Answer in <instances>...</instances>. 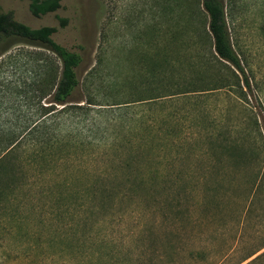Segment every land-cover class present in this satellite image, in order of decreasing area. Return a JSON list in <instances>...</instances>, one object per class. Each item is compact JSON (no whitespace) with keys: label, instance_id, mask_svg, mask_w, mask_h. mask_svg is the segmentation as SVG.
<instances>
[{"label":"rangeland","instance_id":"1","mask_svg":"<svg viewBox=\"0 0 264 264\" xmlns=\"http://www.w3.org/2000/svg\"><path fill=\"white\" fill-rule=\"evenodd\" d=\"M221 1L249 88L194 0H0L81 57L47 117L39 49L0 57V264H264V0Z\"/></svg>","mask_w":264,"mask_h":264},{"label":"trees","instance_id":"2","mask_svg":"<svg viewBox=\"0 0 264 264\" xmlns=\"http://www.w3.org/2000/svg\"><path fill=\"white\" fill-rule=\"evenodd\" d=\"M28 11L33 17H40L53 13L60 8L59 0H27ZM197 14L203 21L204 28L212 41V56L217 61L226 62L235 71L241 74L243 86L249 88L244 69L234 52L228 31L225 8L221 0H194ZM59 26H63L65 20L58 18ZM57 31L56 27L43 26L30 28L13 18L10 12L0 9V57L10 49V40L19 39L39 50L30 53L33 61L39 66L40 74L47 82L45 92L41 100H48V106L40 107L44 110L43 116H53L59 110L69 107V99L78 88L76 71L81 64L78 53L56 43L52 36ZM189 92V91H185ZM56 105L62 106L57 110ZM40 126L35 125L34 130ZM42 129V126H41ZM32 130V129H31ZM8 135L14 132L4 133ZM24 140L13 136L0 138V168L1 163L8 155L18 149H23Z\"/></svg>","mask_w":264,"mask_h":264}]
</instances>
